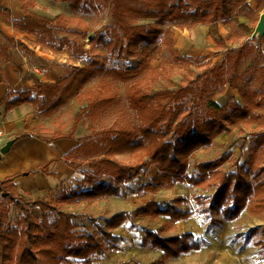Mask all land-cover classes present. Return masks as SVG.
<instances>
[{"label":"trees","instance_id":"1","mask_svg":"<svg viewBox=\"0 0 264 264\" xmlns=\"http://www.w3.org/2000/svg\"><path fill=\"white\" fill-rule=\"evenodd\" d=\"M19 1L23 16L12 20L11 24L23 32L34 34L40 47L45 44V36L52 37L50 41L56 40L49 34L60 31L65 16L57 15L51 19L27 10L34 7L33 0ZM61 1L67 2L73 10L80 7L76 5L78 0ZM236 6L245 7V0H108L110 21L96 29L90 41L93 45L105 49H118L124 55L131 54L133 47L150 45H154L153 52L160 54L165 50L173 53L175 48L172 47L170 36L167 37L170 35V29H164L162 25L181 21L191 25H208L209 32L217 35V43L221 44L224 41L218 34L217 24L228 20ZM9 15V9L0 5V16L7 19L8 23ZM132 18H154L157 22L152 25L136 24ZM85 31L80 32L82 38L86 34ZM252 41L255 39L226 50L223 58L189 81L185 80L177 88L141 91L137 84H132L125 91V100L128 107L135 110L137 124L126 123L107 127L78 137L75 131L83 117L94 120L108 106H113L119 101L118 93L112 92L111 87L104 81L97 84L95 89L83 92L82 89L89 80L101 75H109L120 81L130 80L148 65L147 60H142L135 67L127 64H114L112 67L105 62V58L94 59L81 66H74L69 73L53 82L41 81L32 74V85L28 89L13 90L8 87L0 100L5 111L22 103H30L35 113L47 116L80 95L86 104L80 105L73 116L71 126L65 132L54 131L48 137L37 136L45 142L76 139V146L59 157L39 162L33 168L17 171L0 179V264H60L67 256L89 260L90 255L104 250V241L91 234L73 232L75 225L71 219L76 215L62 211L61 206L116 195L118 184L132 179L144 169L147 158L157 161L159 172L155 179L146 183L142 189H157L171 185L173 181L186 179V155L210 142L227 124H235L237 120L257 122L258 126L264 124V114L256 113L264 107V54ZM259 42H264V35L260 37ZM12 48L23 55L36 56L22 41L15 40L0 30V59L3 62L11 60ZM152 56L151 54L150 57ZM37 59L39 68H44L47 61L41 57ZM243 59L250 61L245 69L240 71ZM244 75H247V78L244 84L239 85V80ZM5 82L6 79L1 76L0 83ZM225 84L237 89L242 105L233 97L223 106L209 98L206 101V111L200 117L199 110L204 104V96ZM170 133H174V137L169 139ZM26 136L29 135L24 134L15 139ZM262 136L264 132L260 135ZM123 152H129L132 157L127 161L117 158V155ZM225 158L223 154L217 160L196 165L198 172H209L210 168L217 166ZM253 158L250 154L249 164L253 163ZM56 161H62L73 169L86 166L82 180L70 190L62 189L50 200H32L19 193L14 184L15 178L23 173L39 172L55 176V172L49 170V165ZM257 172L264 173V165L259 167ZM104 176H108L107 183L100 180ZM246 178L242 166H238L235 174H221L212 197V206H224L228 199H232L233 206L224 207L222 212L228 216H236L243 207L245 198L253 191L260 193L264 187V182L251 184ZM189 180L194 179L189 177ZM26 193L24 191V194ZM179 200L181 198H177V202ZM10 206L16 210L13 226H7ZM33 206L40 208L38 220L34 219L31 213ZM259 206L264 207V196L249 203V209L253 211ZM166 210L175 219L188 216L176 206H169ZM47 211L55 212L52 220L48 219ZM127 216L124 212L115 213L107 220L105 227L110 229L120 224ZM103 235L107 239L113 238L109 233ZM172 240L173 238L165 239L159 245L164 251L161 260L177 254L171 244ZM109 246L116 248L115 245ZM197 247V244H190L186 249L180 250Z\"/></svg>","mask_w":264,"mask_h":264},{"label":"rangeland","instance_id":"2","mask_svg":"<svg viewBox=\"0 0 264 264\" xmlns=\"http://www.w3.org/2000/svg\"><path fill=\"white\" fill-rule=\"evenodd\" d=\"M2 1L0 0V2ZM33 1L35 2L34 7L27 8V10L37 13L34 9L38 2ZM40 2L41 8L37 14L47 15L46 17L51 19L57 15H64L65 20L59 32L49 34L53 35V39L56 38V40L50 41L52 37L45 36V42H43L45 44H41V47L37 43L36 36L27 33L29 35L28 44H30V48L34 49L32 51L36 56L23 55L15 48L11 49V52L15 53L14 59L25 65L23 67L26 71L24 79L33 73H38L33 67L38 66L37 57H43L50 61L45 72L38 73L40 77H44L45 74V78L48 77V79L66 75L74 66H81L94 59L105 58V62L112 67L114 64H127L135 67L142 60L148 61V65L142 69L140 74L127 81H120L109 75L95 76L89 80L82 89L83 92L95 89L97 84L104 81L111 87L112 92L118 93L119 101L113 106H108L94 120L87 116L83 117L76 127L75 135L77 137L107 127H117L126 123L137 124L135 110L128 107L125 100V91L132 84H137L141 91L174 89L216 62H203L201 59H190L182 55L173 46L174 33L170 29L171 23H164L162 27L170 29V35L167 37L170 36L172 47L175 48L173 53H168L165 50L160 54L153 52L154 45H150L148 47H133L131 54L124 55L118 49H105L102 46L93 45L90 40L94 36L95 30L110 21L108 0H78L76 5L80 7L74 10L67 2L61 0H49L50 3L48 0H40ZM54 3H63L64 5L55 9L50 8L51 10L48 11L49 4L54 6ZM245 7H234L228 20H224L229 22L230 33H233L230 35L229 41L232 40L236 44H239L238 41H244L240 39L239 35L241 34L244 37L248 36L245 38L250 40L249 36L254 29V23H251L247 28L243 25L240 26L236 18L235 11L240 13L246 11ZM12 8L16 10L14 4H12ZM53 13L56 15L51 16ZM132 19L136 24L152 25L157 22L154 18ZM4 21L8 23L7 19ZM185 23L180 21L175 25L177 28H183ZM159 26L161 27V25ZM83 30H86L84 38L80 36V32ZM224 44L221 43V45ZM36 45L41 49L39 50ZM231 48L228 47L227 50ZM151 54L152 57H150ZM249 61V59L242 60L240 71L245 69ZM246 78L247 75H244L239 80V85L244 84ZM252 84L256 85L255 82ZM230 97L242 105L240 93L229 84L207 93L202 101L204 104L199 110L201 113L199 116L202 117L206 111V101L209 98L223 106ZM85 104L86 101L80 95L47 116L35 113V119L38 122H43L40 129L44 131L45 135H50L54 131L65 132L71 126L73 116L80 105ZM256 113L263 115L264 107ZM263 132L264 124L258 126L257 122L237 120L235 124H227V127L216 133L210 142L193 149L190 154L186 155V179L173 181V184L160 186L157 189H142L146 183L154 180L159 172L157 161L147 158L144 169H141L132 179L118 184L116 195H106L99 199L81 200L61 206L62 211L76 215L71 219L75 225L72 229L73 232L91 234L99 238L104 241V250L90 255L89 260L67 256L60 261V264H264V207L259 206L254 211L249 209L251 201L264 196V187L260 193L257 194L253 191L245 198L243 207L234 217L222 212L224 207L233 206L232 199H228L224 206H212V197L219 184L220 175L235 174L238 166H242V172L247 175L246 179L249 183L264 182V173L257 172L259 167L264 165V136L260 137ZM172 137H174V133L168 134L169 139ZM223 154L226 158L217 166L210 168L209 172H205V174L198 172L196 165L217 160ZM250 154L254 156L252 164H249ZM130 157L132 156L129 155V152L117 155V158L126 161ZM60 163L64 164L62 161ZM61 164L58 163L55 166V170L60 173L62 180L58 183V189L57 187L55 189L57 193L52 191L54 197L51 196L50 189H45V192L39 191L44 187L33 188L32 194L29 195L21 192L20 194L32 200L37 198L43 200L49 198L47 200H50L52 197L55 198L62 189L67 191L74 188L82 180L87 167L80 166L73 169L65 164L66 167H62ZM189 177L194 180H189ZM100 180L107 183L108 176H104ZM49 182L51 183V180ZM35 185L39 187L42 186V183L40 184L36 180ZM34 191L36 193L39 191V194ZM177 198H181V200L177 202ZM169 206H176L188 216L173 218L166 210ZM32 208L31 213L34 219L38 220L40 208L38 206ZM119 212L127 213V218L110 229L106 228L107 220ZM46 213L48 219L52 220L55 212L47 211ZM8 215L7 226H13V219L16 215L15 208L10 206ZM103 233H109L113 238L107 239ZM171 238H173L171 244L177 254L161 260L164 251L159 248V245L165 239ZM190 244H197L198 247L185 251L180 250L186 249ZM109 245H115L116 248L112 249Z\"/></svg>","mask_w":264,"mask_h":264},{"label":"crops","instance_id":"3","mask_svg":"<svg viewBox=\"0 0 264 264\" xmlns=\"http://www.w3.org/2000/svg\"><path fill=\"white\" fill-rule=\"evenodd\" d=\"M36 1L38 2V4L36 6L37 8L35 7L34 10L39 13L41 2L40 0ZM48 3H50L49 0ZM12 4H14V8L16 10L12 8ZM54 4V6L49 4L48 11L51 10L50 8L55 9L60 5H64L63 3ZM245 4V8H247L246 11H242L243 13L235 11V13L237 15L236 18L238 19L240 26L243 25L248 28L251 23H254L255 26L256 22L258 21L259 15L264 12V0H245ZM0 5L7 7L10 10L11 14L8 18L10 23H6L4 21L5 18L0 16V30L5 35L12 37L15 40L22 41L30 48V44H28L29 42L27 40L29 35L11 24L12 20L20 19L23 16L21 2L19 0H3L2 2H0ZM55 15L56 13H53L51 16ZM186 25H184L183 28H177L175 24H170V29L174 33L173 46L178 51H180L182 55H184L185 57H189L190 59L198 58L203 62L210 61V63H214L215 61L223 58L228 47L233 48L249 41L248 39H246L248 36H245V38L242 34L239 36L240 39H243L244 41H238L239 44H236V42L233 43L234 41L232 40L229 41L230 35H232L233 33H230L231 27L229 22L227 21H224V23L223 21H221L217 24L218 34L222 37L225 43L224 45L217 43V35L211 34L209 32L208 25L202 23L196 25ZM252 42L255 45H258L261 52L264 54V42ZM37 47L39 48V50L41 49L39 46ZM30 49L34 50L32 48ZM14 55L15 53L11 52V60L6 63L0 59V78L2 76L6 79L5 83H0V100L5 95L8 87L13 90H22L28 89L32 85L31 76L25 79L23 78L26 74V71L23 68L25 65L14 59ZM43 59L47 61V64L44 65V68L41 69L39 68V66H33L35 67L34 69L38 71V73L47 69L48 65L50 64L49 60L45 58ZM38 73L33 74H35L41 81L44 82H53L60 77L59 76L56 79H48V77L45 78V74L44 77H40ZM42 123L43 122H38L35 119V111L30 103H22L8 111H5L4 106L0 104V127L3 129L4 133H6L3 144L9 139H15V137L24 134L29 135L26 137L15 139L9 151L6 154H0V179L5 175L33 168L39 162H45L50 158L59 157L77 145L78 141L76 139H58L51 142H45L39 139L37 136L48 137L52 135L43 134L44 131H41L40 129ZM3 144H1L0 147ZM60 162L61 161L52 162L49 165V170L55 172V176H48L44 173L39 172L37 174L23 173L21 176L15 178L14 184L19 193L21 192L24 194V191H26V194L29 195L32 194L33 188L44 187L39 191L45 192V189H50V194L54 197L53 194L57 193L55 189L58 186V183H60V181L62 180L60 173L55 170V166L58 163L61 164ZM61 166L64 167L65 165L61 164ZM36 180H38L40 184L42 183V186H34ZM49 180H51V183L49 182ZM39 191L37 193L34 191V193L39 194ZM52 191H54V193H52ZM47 199L49 198H46L45 200ZM35 207L36 206H34L32 209H34Z\"/></svg>","mask_w":264,"mask_h":264},{"label":"water","instance_id":"4","mask_svg":"<svg viewBox=\"0 0 264 264\" xmlns=\"http://www.w3.org/2000/svg\"><path fill=\"white\" fill-rule=\"evenodd\" d=\"M264 35V12L259 15L258 21L256 22L254 29L249 36V39H255V41H259L260 37ZM15 139L7 140L1 147H0V154H6L11 145L14 143ZM27 174V173H24Z\"/></svg>","mask_w":264,"mask_h":264},{"label":"built area","instance_id":"5","mask_svg":"<svg viewBox=\"0 0 264 264\" xmlns=\"http://www.w3.org/2000/svg\"><path fill=\"white\" fill-rule=\"evenodd\" d=\"M4 139H5V133H4L3 129L0 127V141L2 142L1 144H3Z\"/></svg>","mask_w":264,"mask_h":264}]
</instances>
